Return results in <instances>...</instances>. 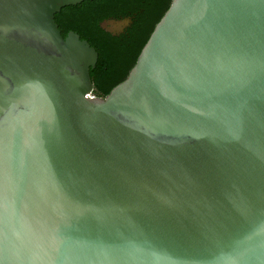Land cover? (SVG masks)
Listing matches in <instances>:
<instances>
[{
  "label": "water",
  "instance_id": "obj_1",
  "mask_svg": "<svg viewBox=\"0 0 264 264\" xmlns=\"http://www.w3.org/2000/svg\"><path fill=\"white\" fill-rule=\"evenodd\" d=\"M82 1L0 0V264H264V0H171L104 97Z\"/></svg>",
  "mask_w": 264,
  "mask_h": 264
},
{
  "label": "trees",
  "instance_id": "obj_2",
  "mask_svg": "<svg viewBox=\"0 0 264 264\" xmlns=\"http://www.w3.org/2000/svg\"><path fill=\"white\" fill-rule=\"evenodd\" d=\"M170 1L84 0L76 5L65 6L56 13L55 19L64 37L69 30H73L82 39L86 38L99 53L96 66L90 71L94 95L106 96L115 85L126 78ZM128 8L136 12L134 22L127 30L130 34L128 38L113 37L100 29L98 20L102 16Z\"/></svg>",
  "mask_w": 264,
  "mask_h": 264
},
{
  "label": "flooded vegetation",
  "instance_id": "obj_3",
  "mask_svg": "<svg viewBox=\"0 0 264 264\" xmlns=\"http://www.w3.org/2000/svg\"><path fill=\"white\" fill-rule=\"evenodd\" d=\"M135 15L134 9L129 8L117 13H107L98 20V25L103 32L110 36L128 38L130 34L127 30L133 24Z\"/></svg>",
  "mask_w": 264,
  "mask_h": 264
},
{
  "label": "clouds",
  "instance_id": "obj_4",
  "mask_svg": "<svg viewBox=\"0 0 264 264\" xmlns=\"http://www.w3.org/2000/svg\"><path fill=\"white\" fill-rule=\"evenodd\" d=\"M32 259H33V261H35L37 258L36 257H33Z\"/></svg>",
  "mask_w": 264,
  "mask_h": 264
}]
</instances>
